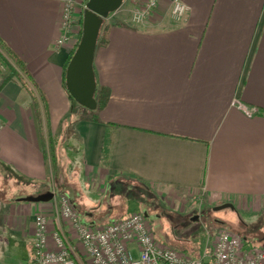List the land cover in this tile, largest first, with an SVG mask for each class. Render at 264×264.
I'll use <instances>...</instances> for the list:
<instances>
[{"label":"crops","instance_id":"0c3cea01","mask_svg":"<svg viewBox=\"0 0 264 264\" xmlns=\"http://www.w3.org/2000/svg\"><path fill=\"white\" fill-rule=\"evenodd\" d=\"M183 1L180 22L161 0L143 25L124 13L103 23L93 70L109 96L89 111L63 80L74 42L57 44L62 0H0V40L31 91L16 80L0 85L1 241L31 245L36 209L49 202L20 198L50 190L51 177L98 224L117 218L119 195L109 189L125 194L134 183L173 206L201 199L264 214V0ZM236 102L257 111L246 115ZM67 139L75 162L61 173ZM253 234L244 238L264 246ZM10 262L18 261L0 264Z\"/></svg>","mask_w":264,"mask_h":264},{"label":"built area","instance_id":"2783aa9c","mask_svg":"<svg viewBox=\"0 0 264 264\" xmlns=\"http://www.w3.org/2000/svg\"><path fill=\"white\" fill-rule=\"evenodd\" d=\"M160 1L123 0L104 22H118L124 13L128 24L143 25ZM169 1L170 20L180 22L189 7L183 0ZM75 5L76 0H62L58 45L72 41ZM0 53L11 61L1 48ZM4 69L5 63L0 61V82ZM236 103L246 115L257 111ZM2 127L0 119V130ZM51 191L54 195L48 208H37L34 215L30 258L7 264H264V246L249 243L230 230L216 231L208 252L197 258L158 241L145 213L137 211L100 224L89 222L67 194Z\"/></svg>","mask_w":264,"mask_h":264},{"label":"rangeland","instance_id":"374dc122","mask_svg":"<svg viewBox=\"0 0 264 264\" xmlns=\"http://www.w3.org/2000/svg\"><path fill=\"white\" fill-rule=\"evenodd\" d=\"M86 2L87 0H76L75 21L73 24L75 33L71 39L74 45L81 34L80 21ZM9 62V64H12L11 61ZM8 73L9 66L5 65L0 85ZM86 112L88 111L86 110ZM63 126V132L71 131V128H69L71 124L66 122ZM63 142L59 147V168L61 173H67L68 167L71 168L74 165L75 154L72 152L70 139ZM47 150V155L49 154L50 157V149ZM55 184H58L57 177L54 180L53 177L48 179L47 187H51L50 190H57ZM134 184H136V187L129 188V192L125 194H122L121 186H117L113 191L109 189L110 194L113 192V194L117 193L119 195V209H117V212H113L114 216H127L137 211L147 214L148 222L158 241L183 250L190 256L202 258L203 254L207 253L211 247L216 231L220 229L230 230L243 237L245 231L254 233L251 235L254 239L261 238L264 235L262 230V227H264V214L261 212H244L234 206L221 207L224 203L213 206L214 204H206L201 199L182 202V207L173 206L172 203L170 204L155 195L154 192L142 189L137 183ZM96 202H100L99 199ZM118 212L119 214H116ZM184 237L189 240L188 244L183 245L178 241V239ZM261 243L254 242L256 245ZM30 256L31 247L28 241L16 243L12 240H6V238L3 241L0 240V261H25Z\"/></svg>","mask_w":264,"mask_h":264},{"label":"water","instance_id":"95a60500","mask_svg":"<svg viewBox=\"0 0 264 264\" xmlns=\"http://www.w3.org/2000/svg\"><path fill=\"white\" fill-rule=\"evenodd\" d=\"M123 0H87L83 11L80 39L65 68V88L70 97L80 106L95 110L96 78L93 70V56L99 33L108 14L116 10ZM54 193L51 190L20 198L26 202H49ZM232 206L226 202L221 207Z\"/></svg>","mask_w":264,"mask_h":264},{"label":"trees","instance_id":"16d2710c","mask_svg":"<svg viewBox=\"0 0 264 264\" xmlns=\"http://www.w3.org/2000/svg\"><path fill=\"white\" fill-rule=\"evenodd\" d=\"M80 23L82 24V20L80 21ZM79 39H80V36H79L76 44L74 45L75 47H76ZM98 42L99 43L104 42L102 40L101 36L98 38ZM75 47L71 51L69 58L72 55ZM0 48L13 63V65L9 64V62L0 53V61L5 63V65L9 66V73L3 79V83L10 81V80H16L22 85V87H24L30 91L29 84L27 82L28 81L27 79L29 76H28V73H27L24 65L22 64V62L17 57H15V55L8 49V47L1 40H0ZM69 58H68V60H69ZM68 60H67V62H68ZM67 62L65 63L64 68H63V70H64L63 71V80H65V68H66ZM30 93H31V91H30ZM108 96H109L108 90L105 87L96 84L95 99L97 102V106H96L95 110H100L105 105V103L108 99ZM71 100H72L73 104L76 103L72 98H71ZM89 111H91V110H89Z\"/></svg>","mask_w":264,"mask_h":264},{"label":"flooded vegetation","instance_id":"af4514ba","mask_svg":"<svg viewBox=\"0 0 264 264\" xmlns=\"http://www.w3.org/2000/svg\"><path fill=\"white\" fill-rule=\"evenodd\" d=\"M147 215V214H146Z\"/></svg>","mask_w":264,"mask_h":264}]
</instances>
